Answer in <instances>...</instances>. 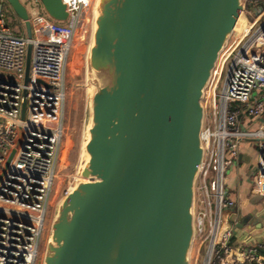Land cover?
<instances>
[{
	"label": "water",
	"instance_id": "1",
	"mask_svg": "<svg viewBox=\"0 0 264 264\" xmlns=\"http://www.w3.org/2000/svg\"><path fill=\"white\" fill-rule=\"evenodd\" d=\"M1 1L30 39L27 7ZM39 1L67 21L62 0ZM243 10V0H100L82 180L59 206L43 264H190L203 99ZM31 54L29 44L26 83Z\"/></svg>",
	"mask_w": 264,
	"mask_h": 264
},
{
	"label": "built area",
	"instance_id": "2",
	"mask_svg": "<svg viewBox=\"0 0 264 264\" xmlns=\"http://www.w3.org/2000/svg\"><path fill=\"white\" fill-rule=\"evenodd\" d=\"M62 2L65 22L28 11L30 39L10 22L11 6L0 2V264H39L65 134L67 65L100 5ZM243 3L203 99L204 156L195 184L196 253L190 264H264V242L233 246L227 220L236 203L226 174L244 144L257 145L254 191L264 199V0Z\"/></svg>",
	"mask_w": 264,
	"mask_h": 264
},
{
	"label": "rangeland",
	"instance_id": "3",
	"mask_svg": "<svg viewBox=\"0 0 264 264\" xmlns=\"http://www.w3.org/2000/svg\"><path fill=\"white\" fill-rule=\"evenodd\" d=\"M21 1L27 7L30 16L33 11L44 13L43 6L39 0ZM93 21L89 24L84 40L79 43L76 51L69 57L67 65L66 74L69 95L63 119L65 134L59 153L56 185L52 193L42 235L39 264H43L44 262L47 246L52 236V225L58 214L60 204L68 194L67 192L72 190L76 181L82 180L78 176V171L86 156L84 153V142L88 136V127L91 120V87L88 84L90 76L88 56L93 37ZM10 22L18 26L19 30L22 31V35L27 36L24 23L13 11L10 15ZM249 146L253 148V156L257 159V145L249 144ZM195 253L196 247H192L191 256L193 257Z\"/></svg>",
	"mask_w": 264,
	"mask_h": 264
},
{
	"label": "crops",
	"instance_id": "4",
	"mask_svg": "<svg viewBox=\"0 0 264 264\" xmlns=\"http://www.w3.org/2000/svg\"><path fill=\"white\" fill-rule=\"evenodd\" d=\"M257 159L253 148L244 144L239 162L228 170L226 190L236 206L227 214L229 226L233 228L231 243L235 247L257 245L264 242V199L254 191ZM236 213V220L229 219ZM240 223L243 225L240 226Z\"/></svg>",
	"mask_w": 264,
	"mask_h": 264
}]
</instances>
